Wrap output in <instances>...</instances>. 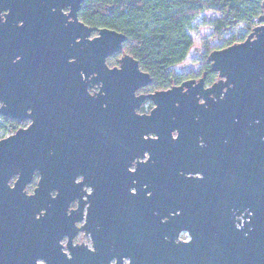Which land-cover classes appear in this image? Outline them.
Listing matches in <instances>:
<instances>
[{"label":"water","instance_id":"95a60500","mask_svg":"<svg viewBox=\"0 0 264 264\" xmlns=\"http://www.w3.org/2000/svg\"><path fill=\"white\" fill-rule=\"evenodd\" d=\"M259 1L261 14L246 39L210 53V70L220 78L217 83L204 89L201 82L193 85V81H187L157 91L149 96L156 104L151 114L133 115V122L119 120L123 99L150 84L149 73L141 70L129 54L122 58L119 69L103 65L101 72L94 68L97 76L93 83L103 80L110 102L108 123L105 128L95 124L93 136L76 138L70 123L59 121V103L52 87L54 80L62 86L71 82L68 71H74L76 64L69 62L73 52L69 47L52 48L55 52L48 59L52 61L57 52L59 60L55 64L46 62L41 69V84L49 92L27 91L21 72L15 70L10 75L11 89L5 90V75H0V98L11 105L12 117H24L23 103L32 96L38 103L29 114L33 123L28 128L0 140V197L12 192L8 186L12 175L20 173L24 177L18 190L30 179L35 164L26 170L27 160L40 157L41 150H45V156L49 150L59 154L61 235L68 234L70 240L69 255L61 251L59 264H264V0ZM83 2L12 0L13 5L25 6L29 14L45 10L53 15L51 8L55 7L58 18L65 21L71 17L73 22L66 28L70 35L60 32L53 20L40 28H25L37 38L38 31L48 37L60 34L64 43L68 36L73 42L80 35L77 30H84L86 35L91 31L78 19ZM64 8H69L68 15L62 13ZM96 30L98 35L92 43L99 49L103 45V57L118 52L127 40L125 34L115 30ZM76 75L79 78L78 70ZM0 111L9 113L4 107ZM171 114L175 121L170 119ZM133 127L135 137L127 134ZM175 129L179 136L173 139ZM81 130H85L83 126ZM216 134L237 139L239 165L232 179L216 175L214 165L203 167L199 157L203 149L199 135L205 137V150L213 152ZM182 150L188 152V158L181 163L175 161L174 154ZM222 150L228 155L226 148ZM146 153L149 157L144 161ZM92 159L102 161L93 183L88 181ZM135 160L138 183L133 184V176H127L133 175L128 167ZM181 164L190 176H180L182 182L174 183L169 168ZM78 175H83L84 181L76 183ZM151 181L156 183L154 187ZM84 187H91V193ZM51 190V186L41 184L37 195ZM76 198L78 208L68 214ZM77 223L83 224L77 227ZM183 230L189 233L187 242L178 241ZM80 231L90 235L92 249L70 244Z\"/></svg>","mask_w":264,"mask_h":264},{"label":"flooded vegetation","instance_id":"af4514ba","mask_svg":"<svg viewBox=\"0 0 264 264\" xmlns=\"http://www.w3.org/2000/svg\"><path fill=\"white\" fill-rule=\"evenodd\" d=\"M14 11L17 14H14ZM51 11L53 15H50L45 10L41 14L34 12L29 14L25 6L13 5L12 0H0V75H5V90L11 89L10 75L15 70L16 72H21L27 91L33 90L35 93L42 91L49 92L44 89L46 85L41 84L43 78L41 76L43 72L41 69L44 68L46 62L55 64L59 60L57 52L52 61L48 59L55 52L52 48L69 47L73 51L69 62L76 64L74 71H68L70 75L69 81L71 82L69 85L62 86L57 80H54L52 87L56 93L55 100L59 103V121L64 119L65 122L70 123L72 135L76 138L84 134L93 136L96 133L93 131L95 124L101 123V126L104 127L108 123L110 99L103 80L93 83V78L97 76V71L92 70L99 68L103 72V65L108 69H119L122 58L126 54L132 55L124 50L123 43L118 52L103 57V45L99 49L92 43L93 39L98 35L96 29L99 28L90 26L82 21L79 16V21L85 27L91 29V31L89 35H86L84 30H77L80 35L73 42L69 36L65 39L66 44L63 40L61 42L60 34L48 37L47 33L41 31H38L37 36L40 35L44 37L43 39H40V36L38 38L30 36L27 30H25L26 27L35 25L37 28H40L46 22L51 23L52 20L54 25L57 24L60 27V32L70 35L66 28L69 22H73V19L67 17V20L64 21L57 14L58 18L55 15V7L51 8ZM62 13L68 15L69 8L62 9ZM39 15L40 17L44 16L46 19L40 20ZM74 31L75 28H73ZM210 68L211 63L207 60L199 67L195 75L185 76L174 72L177 80H173L169 86L162 89L154 88L152 86V79L150 84L139 87L133 95L127 94L124 97L123 115L119 120L121 122H125L126 120L133 122V115H150L156 104L149 96L157 91H166L175 86H180L187 81H193V85L201 82L204 89L210 88L220 80L218 73L211 71ZM76 69L78 70L79 78H77ZM185 90L186 88L183 91ZM28 93L29 95L31 94V92ZM6 96L7 98L9 97L8 100L10 102L9 94ZM140 97H143L141 101ZM137 103L138 105H136ZM199 103L203 104L204 101L200 100ZM23 105H25V112H22L24 117L22 119L12 117L11 105L0 98V109L4 107L9 112L6 115L0 111V140L15 135L19 129H26L33 123V119L29 117V114L38 105L36 98L32 96V99L25 101ZM170 117L172 121L176 120L175 115L171 114ZM81 126L85 130L82 131ZM135 131V127H133V130L128 131L127 134L132 133L135 137ZM171 135L173 139H176L179 136L178 130L175 129ZM150 137L157 138L154 134H150ZM236 144V137L230 136L224 139L216 134L214 135V145L216 148L212 152L205 150V137L204 135H199V145L203 147L199 153V157L203 167L211 164V166H215L214 172L219 177L230 176L231 179L234 176L236 177L239 165L235 149ZM223 147L227 149L229 156L222 150ZM41 152L42 155L40 157L27 160L26 170L32 164H35V166L32 169L30 179L24 187L18 190L24 181V177L20 173L14 174L8 181V186L12 192L7 197H0V264H59L61 251L69 255V235H61V207L58 189L60 182L59 154L54 150H49L47 152L48 156H45V150H41ZM148 157V153H146L145 158L142 160L145 161ZM174 157L176 158L175 161L179 162L178 160H181L182 163L188 158V152L182 150V152L174 154ZM92 160H94L92 162L93 168L92 171H88V181L93 183L97 179L96 173L102 168V161ZM136 161H133L128 167V171L133 173V175L130 174L127 177L133 176V184L138 183V175L135 174L137 172ZM168 173L173 178L174 183L182 182L180 176H190V174L185 173L182 164L170 167ZM198 175L199 177H203L201 174ZM82 181H84L83 175H78L75 179L76 183ZM41 184L51 186L52 190L49 193L44 192L41 196H38L37 189ZM150 185L154 187L156 183L151 181ZM84 189L87 193H91V187H84ZM130 190L132 193L136 192L135 187H132ZM151 193L148 192V195H151ZM87 207L88 204L85 206L84 215L86 214ZM77 208L78 198L70 204L68 214H70L71 210H76ZM179 212H170L169 215L174 216ZM82 224L77 223L76 226L81 227ZM183 235L186 237L182 238ZM189 240L188 231L183 230L179 233L178 241L187 242ZM70 244L72 246L86 245L92 249L91 237L83 231L78 232ZM112 264H115V261H112ZM125 264H128V261H125Z\"/></svg>","mask_w":264,"mask_h":264},{"label":"trees","instance_id":"16d2710c","mask_svg":"<svg viewBox=\"0 0 264 264\" xmlns=\"http://www.w3.org/2000/svg\"><path fill=\"white\" fill-rule=\"evenodd\" d=\"M259 0H84L79 18L93 27L126 35L124 50L162 89L177 80L173 67L184 61L193 45L194 21L213 13L218 37L231 33L227 46L246 39L261 14ZM243 24L244 32H233Z\"/></svg>","mask_w":264,"mask_h":264},{"label":"rangeland","instance_id":"374dc122","mask_svg":"<svg viewBox=\"0 0 264 264\" xmlns=\"http://www.w3.org/2000/svg\"><path fill=\"white\" fill-rule=\"evenodd\" d=\"M217 18H219V15L208 13L199 16L194 21L190 31L193 45L186 59L173 67V72L185 76L192 74L195 75L198 72L199 67H201L203 63L208 60L212 51L228 47L227 39L231 36V33L218 37L213 32V25ZM243 26V24L239 25L233 32H236L237 35L243 33ZM185 237V235L182 236V238Z\"/></svg>","mask_w":264,"mask_h":264}]
</instances>
